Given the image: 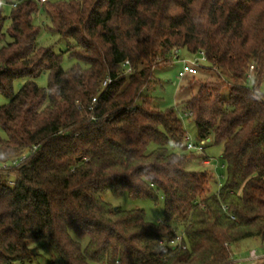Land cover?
I'll use <instances>...</instances> for the list:
<instances>
[{"label": "trees", "instance_id": "obj_1", "mask_svg": "<svg viewBox=\"0 0 264 264\" xmlns=\"http://www.w3.org/2000/svg\"><path fill=\"white\" fill-rule=\"evenodd\" d=\"M4 1L19 2L9 16L0 6V264L32 263L35 240L62 264H231L233 245L264 243V0ZM42 27L61 53L40 44ZM175 51L207 59L180 104L197 139L222 146L215 194L210 171L186 169L197 152L180 104L162 111L144 93ZM63 55L76 63L64 68ZM108 194H161L164 217L149 222ZM180 227L185 249L170 246Z\"/></svg>", "mask_w": 264, "mask_h": 264}, {"label": "rangeland", "instance_id": "obj_2", "mask_svg": "<svg viewBox=\"0 0 264 264\" xmlns=\"http://www.w3.org/2000/svg\"><path fill=\"white\" fill-rule=\"evenodd\" d=\"M5 13L9 16L11 6L6 5L4 7ZM43 15L38 16V21H43ZM39 42L43 46H53L57 53H61L64 50L63 43L59 42L57 36L50 34L44 27L40 30ZM180 58L189 59L194 55H190L186 52H180ZM171 65L161 66L154 70V87L151 91L144 92L145 95H150L153 98V105L162 111L175 108L183 101H187L190 89L193 86L192 92H197L198 80L204 79V77L196 76L195 78L187 76L180 79L178 77L179 71L183 68L182 61L173 60ZM76 63V60L69 58L68 55H63L62 66L69 68ZM207 62L204 63V66ZM253 65V64H250ZM249 65V67H250ZM203 66V67H204ZM255 74V72H254ZM228 78V76H227ZM229 79V78H228ZM232 81V80H231ZM252 79H247L250 85ZM40 87L47 85V74L43 75L36 80ZM190 82L192 84H190ZM24 80H18L14 83V90L18 92L23 85ZM195 87V88H194ZM190 88V89H189ZM260 93L264 97V84L260 87ZM223 96L228 98V91L225 89ZM6 103V100L0 97V105ZM180 112L183 127L187 132V135L191 138L192 142L196 143L197 129L188 114L183 109V105L180 104L177 107ZM0 136L3 133L0 130ZM210 161L209 165H204V160ZM186 169L190 172L210 171L214 175V179L211 182L210 193L215 194L221 186H223L227 179V167L224 159L222 158V146L215 145L213 141L209 142L203 153H196L195 157L188 163ZM106 201L112 204L114 207H119L123 210L142 209L145 211L146 220L149 222L161 221L164 217V201L159 194V200L157 203L152 202L149 199L133 200L124 194L121 197H115L112 194H108L105 197ZM183 228H177L178 235H181ZM29 246L38 252V256L32 263L25 264H62L59 257H57L49 247V244L44 240L30 241ZM232 262L231 264H262L264 261V243L256 239H246L232 246ZM21 264V263H17Z\"/></svg>", "mask_w": 264, "mask_h": 264}, {"label": "built area", "instance_id": "obj_3", "mask_svg": "<svg viewBox=\"0 0 264 264\" xmlns=\"http://www.w3.org/2000/svg\"><path fill=\"white\" fill-rule=\"evenodd\" d=\"M37 1H39L41 4L43 2H46V0H37ZM18 2L17 1H13L11 3H7L4 0H0V6L1 5H9V6L15 7L18 4ZM179 53H180V51H175L174 52L173 60L176 59V60L182 61V63H183V68L178 73V77L180 79L185 78L187 76H193V75L197 74L198 69L202 68L204 66V63L207 62V59H206V56H205L204 52H199L198 54L194 55L192 58H189V59L180 58V54ZM122 66L124 68L125 74H131L133 72V67L131 66L129 61H125L122 64ZM254 72H255V66L254 65H250V67L248 69L247 78L248 79H252L254 77ZM111 82H112L111 77L107 76L102 81L101 87L105 88L109 84H111ZM95 102H96V99L94 98L93 99V103H95ZM188 116H191V113L188 114ZM185 142H186L188 151H194V152H197V153H202L206 149V146L210 142V139L198 140L196 143H194V142H192L191 138L187 135L185 137ZM25 158H26V155H23L20 160L15 161L13 164L14 165H18L19 162L24 160ZM203 164L204 165H209L210 161L205 159ZM170 246L173 247V248L185 249V246H183V244H182V235L176 236V238L173 239L170 242Z\"/></svg>", "mask_w": 264, "mask_h": 264}]
</instances>
